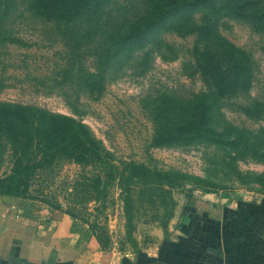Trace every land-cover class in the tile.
<instances>
[{"label": "rangeland", "instance_id": "rangeland-1", "mask_svg": "<svg viewBox=\"0 0 264 264\" xmlns=\"http://www.w3.org/2000/svg\"><path fill=\"white\" fill-rule=\"evenodd\" d=\"M213 2L223 5L216 30L251 62L248 89L216 98L212 112L215 126L227 122L244 132L236 147L203 141L152 145L153 109L165 97L189 101L201 93L212 96L213 91L193 61L195 34L159 29L143 46L102 59L104 50H110L108 32L125 29L139 18L144 0H108L98 14L70 22L35 14L30 0H0V103L81 122L119 167L131 162L149 170H175L212 183L214 192L264 194V185L254 179L264 178V158L258 155L264 153V0ZM204 13L200 9L192 17L197 21ZM251 107L250 113L245 111ZM76 170L69 164L61 172L70 175ZM141 188L136 185L132 196L138 208L132 213L130 239L121 202L115 198L108 203L103 220L107 242L102 248L130 256L148 241L153 227L163 230L161 216L168 207L143 204ZM193 188L185 184L171 190L174 207L176 199L201 191ZM54 193L67 196L59 189Z\"/></svg>", "mask_w": 264, "mask_h": 264}, {"label": "trees", "instance_id": "trees-1", "mask_svg": "<svg viewBox=\"0 0 264 264\" xmlns=\"http://www.w3.org/2000/svg\"><path fill=\"white\" fill-rule=\"evenodd\" d=\"M107 2L30 0V8L45 19L70 22L98 14ZM200 9L206 13L196 21L192 15ZM221 9L223 5L216 6L213 0H144L139 18L127 28L106 35L110 50H104L103 60L143 46L159 29L197 36L193 61L213 95L201 93L189 101L165 97L153 109L152 145L203 141L233 148L243 137L241 129L227 122L219 126L211 122L216 98L244 91L251 83L250 57L216 30V15ZM251 109L245 111L250 113ZM258 155L264 158L263 152ZM69 164L77 170L63 175L61 171ZM254 179L264 185L262 175ZM185 184L202 192H214L212 183L179 171L149 170L131 162L117 166L89 129L69 116L0 103V195L36 199L65 212L86 224L101 248L107 242L103 220L108 203L115 198L121 202L130 239L132 213L138 208L132 196L134 187L141 185L143 204L168 207L160 222L164 232L166 220L173 214L171 190ZM57 189L67 196L56 195Z\"/></svg>", "mask_w": 264, "mask_h": 264}, {"label": "crops", "instance_id": "crops-1", "mask_svg": "<svg viewBox=\"0 0 264 264\" xmlns=\"http://www.w3.org/2000/svg\"><path fill=\"white\" fill-rule=\"evenodd\" d=\"M130 256L36 199L0 195V264H264V194L190 191Z\"/></svg>", "mask_w": 264, "mask_h": 264}]
</instances>
